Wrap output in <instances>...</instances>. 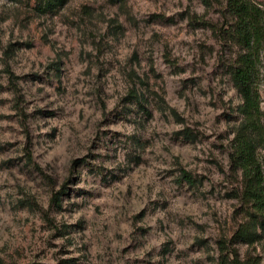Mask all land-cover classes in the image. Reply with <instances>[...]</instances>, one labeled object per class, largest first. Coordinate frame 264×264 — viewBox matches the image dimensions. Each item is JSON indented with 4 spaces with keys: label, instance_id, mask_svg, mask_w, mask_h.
Listing matches in <instances>:
<instances>
[{
    "label": "rangeland",
    "instance_id": "374dc122",
    "mask_svg": "<svg viewBox=\"0 0 264 264\" xmlns=\"http://www.w3.org/2000/svg\"><path fill=\"white\" fill-rule=\"evenodd\" d=\"M227 1L0 0V264H264Z\"/></svg>",
    "mask_w": 264,
    "mask_h": 264
},
{
    "label": "trees",
    "instance_id": "16d2710c",
    "mask_svg": "<svg viewBox=\"0 0 264 264\" xmlns=\"http://www.w3.org/2000/svg\"><path fill=\"white\" fill-rule=\"evenodd\" d=\"M42 11H53L63 6L67 0H38ZM227 22L223 27L225 38L232 44L240 46L242 52L230 66L234 84L244 99L248 113H256L264 119L259 104V95L254 85L256 57L264 50V14L247 0H228L226 6ZM257 52V54H256ZM243 169L244 186L242 196L246 205L247 217L264 223V167L256 155L253 142L243 138L235 153ZM254 233L246 226L236 232L235 239L249 242ZM231 264H257L253 259L244 263L233 260Z\"/></svg>",
    "mask_w": 264,
    "mask_h": 264
}]
</instances>
